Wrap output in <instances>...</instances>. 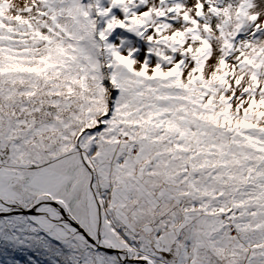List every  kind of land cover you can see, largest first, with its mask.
I'll use <instances>...</instances> for the list:
<instances>
[{
	"label": "snow or ice",
	"instance_id": "6c2138e0",
	"mask_svg": "<svg viewBox=\"0 0 264 264\" xmlns=\"http://www.w3.org/2000/svg\"><path fill=\"white\" fill-rule=\"evenodd\" d=\"M0 264H264V0H0Z\"/></svg>",
	"mask_w": 264,
	"mask_h": 264
}]
</instances>
